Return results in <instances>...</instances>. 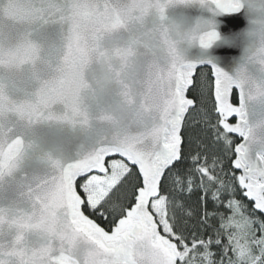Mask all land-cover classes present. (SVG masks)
Instances as JSON below:
<instances>
[{"label": "snow or ice", "instance_id": "1", "mask_svg": "<svg viewBox=\"0 0 264 264\" xmlns=\"http://www.w3.org/2000/svg\"><path fill=\"white\" fill-rule=\"evenodd\" d=\"M0 264H264V0H0Z\"/></svg>", "mask_w": 264, "mask_h": 264}, {"label": "trees", "instance_id": "2", "mask_svg": "<svg viewBox=\"0 0 264 264\" xmlns=\"http://www.w3.org/2000/svg\"><path fill=\"white\" fill-rule=\"evenodd\" d=\"M192 131H193V135H198L199 134V129L197 127H195V126L193 127ZM185 195L187 196V195H189V193H185ZM197 195H199V193H197L196 195H192L191 200L189 201V203L192 205L193 208L196 207ZM202 209H203V205H201V210Z\"/></svg>", "mask_w": 264, "mask_h": 264}]
</instances>
